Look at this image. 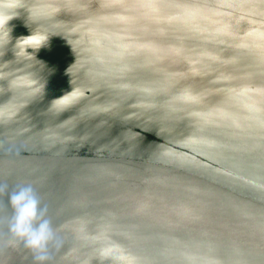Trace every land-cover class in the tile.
<instances>
[{
    "label": "water",
    "instance_id": "95a60500",
    "mask_svg": "<svg viewBox=\"0 0 264 264\" xmlns=\"http://www.w3.org/2000/svg\"><path fill=\"white\" fill-rule=\"evenodd\" d=\"M0 14V184H32L58 238L43 262L6 244L0 194V264H264V0Z\"/></svg>",
    "mask_w": 264,
    "mask_h": 264
},
{
    "label": "clouds",
    "instance_id": "9594fccd",
    "mask_svg": "<svg viewBox=\"0 0 264 264\" xmlns=\"http://www.w3.org/2000/svg\"><path fill=\"white\" fill-rule=\"evenodd\" d=\"M12 18L0 14V27L7 26ZM49 37L39 32H31V35L18 40L33 45L35 51L46 47ZM0 194H7L6 208L10 211L7 217L8 239L6 244L11 246L22 243L25 249L33 253L36 261L48 260L49 245L58 238L47 215V208L41 205V200L33 185L19 184L9 191L6 183L0 184Z\"/></svg>",
    "mask_w": 264,
    "mask_h": 264
}]
</instances>
